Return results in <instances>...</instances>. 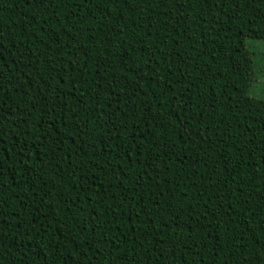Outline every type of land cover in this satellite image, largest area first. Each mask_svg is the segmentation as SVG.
Wrapping results in <instances>:
<instances>
[{"label":"trees","instance_id":"16d2710c","mask_svg":"<svg viewBox=\"0 0 264 264\" xmlns=\"http://www.w3.org/2000/svg\"><path fill=\"white\" fill-rule=\"evenodd\" d=\"M264 0H0V264H264Z\"/></svg>","mask_w":264,"mask_h":264},{"label":"rangeland","instance_id":"374dc122","mask_svg":"<svg viewBox=\"0 0 264 264\" xmlns=\"http://www.w3.org/2000/svg\"><path fill=\"white\" fill-rule=\"evenodd\" d=\"M247 47L256 59V81L250 95L264 100V42L248 40Z\"/></svg>","mask_w":264,"mask_h":264},{"label":"snow or ice","instance_id":"6c2138e0","mask_svg":"<svg viewBox=\"0 0 264 264\" xmlns=\"http://www.w3.org/2000/svg\"><path fill=\"white\" fill-rule=\"evenodd\" d=\"M251 76L253 79H255V70L253 69V71L251 72Z\"/></svg>","mask_w":264,"mask_h":264}]
</instances>
